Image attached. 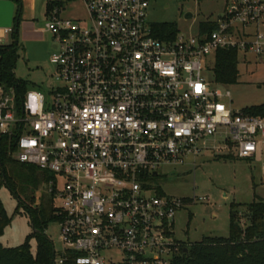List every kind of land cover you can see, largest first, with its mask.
<instances>
[{
  "label": "built area",
  "instance_id": "obj_1",
  "mask_svg": "<svg viewBox=\"0 0 264 264\" xmlns=\"http://www.w3.org/2000/svg\"><path fill=\"white\" fill-rule=\"evenodd\" d=\"M81 1L84 21L61 19L60 4L45 23L55 87L21 97L0 85V144L50 176L62 247L52 264H170L187 199L162 191L167 168L210 139L236 159L264 154V118L233 111L204 77L218 50L264 60V0H226L214 30L167 40L146 20L150 0ZM11 32L0 28V44Z\"/></svg>",
  "mask_w": 264,
  "mask_h": 264
},
{
  "label": "rangeland",
  "instance_id": "obj_2",
  "mask_svg": "<svg viewBox=\"0 0 264 264\" xmlns=\"http://www.w3.org/2000/svg\"><path fill=\"white\" fill-rule=\"evenodd\" d=\"M20 1L17 28L19 51L14 76L26 83L27 91L45 93L47 87L56 85L49 55L57 48L53 36L45 30L46 20L61 4V19L84 21L85 8L81 0ZM222 9L223 0H150L146 20L149 24L173 23L180 34L194 35L199 22L206 18L216 19ZM186 14L193 17L185 19ZM238 73L237 84L233 86L216 85L211 71L204 73V77L211 89L229 93L233 111L264 104V60L248 57L246 63L238 65ZM208 145L212 150L189 157L182 166L167 168L166 176L158 180L166 195L187 199L174 218V238L180 243L198 242L203 237L226 238L231 204L264 202V154L262 158L240 160L225 150H218L222 145L217 139H210ZM29 192L34 196L33 208L49 196L43 184ZM200 197L205 200H199ZM0 204L9 220L0 236V244L5 248H15L32 232L29 217L21 208L15 213L18 202L3 185L0 187ZM53 206H56L54 201ZM235 209L240 212V224L245 225L246 208ZM45 234L52 241L55 251H60L62 247L56 224H49ZM30 247L34 253V240L30 241Z\"/></svg>",
  "mask_w": 264,
  "mask_h": 264
},
{
  "label": "trees",
  "instance_id": "obj_3",
  "mask_svg": "<svg viewBox=\"0 0 264 264\" xmlns=\"http://www.w3.org/2000/svg\"><path fill=\"white\" fill-rule=\"evenodd\" d=\"M14 5V18L11 26L9 42L0 45V85L14 89L22 97L27 92L26 83L14 76L19 44L17 28L21 14V1L8 0ZM216 27L215 22H200V33L209 32ZM154 35L160 39H173L178 33L173 23H157L153 25ZM240 64L235 50H218L213 58V78L220 86L237 84ZM251 116L264 118V104L251 106L241 110ZM9 147L6 139L0 144V187L3 185L17 200L15 213L21 208L29 217L32 232L24 242L15 248H5L0 244V264H52L55 249L45 231L49 224L56 223L57 209L53 206L52 196L43 198L37 207L33 193L38 185L50 180L49 174L40 172L35 167L15 162L8 155ZM244 207L245 225L240 224L239 211ZM9 223L0 204V236ZM228 237H203L198 242L181 243L179 254L170 264H264V202L253 201L248 205H230ZM34 240L36 248L31 251L30 241ZM186 249V252H184ZM74 255L70 254V261Z\"/></svg>",
  "mask_w": 264,
  "mask_h": 264
},
{
  "label": "water",
  "instance_id": "obj_4",
  "mask_svg": "<svg viewBox=\"0 0 264 264\" xmlns=\"http://www.w3.org/2000/svg\"><path fill=\"white\" fill-rule=\"evenodd\" d=\"M14 18V5L8 0H0V28H10ZM191 14H186L185 19H191ZM186 252V249H184Z\"/></svg>",
  "mask_w": 264,
  "mask_h": 264
},
{
  "label": "crops",
  "instance_id": "obj_5",
  "mask_svg": "<svg viewBox=\"0 0 264 264\" xmlns=\"http://www.w3.org/2000/svg\"><path fill=\"white\" fill-rule=\"evenodd\" d=\"M225 3H226V0H223V9H222V12H223V10H224ZM222 12H221V14H222ZM221 14H220V15H221ZM192 17H193V16H192ZM218 17H220V16H218ZM218 17H217V18H218ZM217 18H216V19H217ZM216 19H214V20H209L208 18H206V19L202 20L201 22H213V21H215ZM199 23H200V22H199ZM199 23H198V24H199ZM197 27H198V25H197ZM257 156H261V158L263 157V156L260 155V154L257 155ZM257 156H256V157H257ZM256 157H255V158H256Z\"/></svg>",
  "mask_w": 264,
  "mask_h": 264
}]
</instances>
